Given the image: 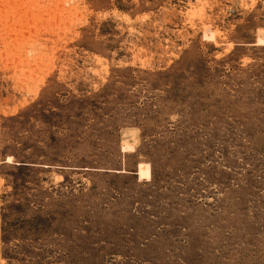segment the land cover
I'll use <instances>...</instances> for the list:
<instances>
[{"label": "rangeland", "instance_id": "1", "mask_svg": "<svg viewBox=\"0 0 264 264\" xmlns=\"http://www.w3.org/2000/svg\"><path fill=\"white\" fill-rule=\"evenodd\" d=\"M0 264H264V0H0Z\"/></svg>", "mask_w": 264, "mask_h": 264}, {"label": "bare ground", "instance_id": "2", "mask_svg": "<svg viewBox=\"0 0 264 264\" xmlns=\"http://www.w3.org/2000/svg\"><path fill=\"white\" fill-rule=\"evenodd\" d=\"M127 145V144H126ZM129 148V145H127L126 147L124 146V149ZM7 162H12V157L9 156L6 159ZM139 179H150L151 177V169H150V165L149 163H145V162H140L138 165V169L136 171Z\"/></svg>", "mask_w": 264, "mask_h": 264}, {"label": "water", "instance_id": "3", "mask_svg": "<svg viewBox=\"0 0 264 264\" xmlns=\"http://www.w3.org/2000/svg\"><path fill=\"white\" fill-rule=\"evenodd\" d=\"M136 171H137V170H136ZM136 171L134 172L135 174L137 173Z\"/></svg>", "mask_w": 264, "mask_h": 264}]
</instances>
